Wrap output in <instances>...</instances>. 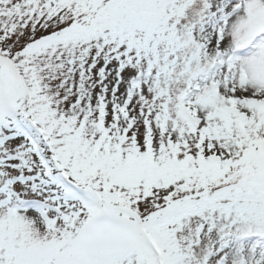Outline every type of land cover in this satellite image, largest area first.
I'll use <instances>...</instances> for the list:
<instances>
[{
    "label": "snow or ice",
    "instance_id": "6c2138e0",
    "mask_svg": "<svg viewBox=\"0 0 264 264\" xmlns=\"http://www.w3.org/2000/svg\"><path fill=\"white\" fill-rule=\"evenodd\" d=\"M0 264H264V0H0Z\"/></svg>",
    "mask_w": 264,
    "mask_h": 264
}]
</instances>
